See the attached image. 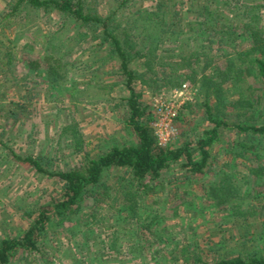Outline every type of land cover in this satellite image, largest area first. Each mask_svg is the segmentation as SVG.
I'll return each instance as SVG.
<instances>
[{
	"label": "rangeland",
	"instance_id": "obj_1",
	"mask_svg": "<svg viewBox=\"0 0 264 264\" xmlns=\"http://www.w3.org/2000/svg\"><path fill=\"white\" fill-rule=\"evenodd\" d=\"M86 1L103 16L120 2ZM248 1L262 4L264 11V0ZM13 2L0 0V240L22 234L39 207L50 206L54 199L61 198V184L57 179L16 162L12 154L42 155L48 161V168L65 170L78 164L84 153L94 156L111 146L136 142L135 134L126 123L123 99L127 91L121 84L123 78L117 74L115 62L107 59L102 63L104 53L91 42L90 36L80 40L74 35L73 23L54 12L44 14L21 6L7 15ZM151 3L152 0H129L122 19H129L137 8ZM234 3L233 0L230 5ZM262 14L260 22L264 26ZM193 17L192 14L183 17L184 30L191 31L188 22ZM139 29L134 27L132 34H138ZM244 41L246 37L236 39L245 46ZM52 45L58 48L57 55L62 57L67 71L66 78L59 80L57 86H52L45 76L44 56L50 53ZM173 47L162 44L157 49L158 57L148 66L135 63L134 68L142 75L135 87L142 94L143 105L153 113L156 98H168L183 83L188 85L189 99L177 111L176 136L169 144L173 147L187 144L197 157L194 142L207 128L203 106L206 98L197 77L183 79L189 69L179 71L183 75H170L175 66L170 65L173 61L167 54ZM217 58L205 69L199 65V70L209 74L213 67L223 68L221 57ZM242 84L243 87L249 84L252 89L259 85L250 75ZM236 87L224 86L229 98L235 96ZM175 99L180 100L179 95ZM207 101L212 103L211 99ZM234 119V113L229 115L228 120ZM65 127L68 129L64 131ZM220 138L212 149L216 159L210 171L189 177L178 164H172L163 171L153 192L135 194L140 208L132 218L125 212L119 213L123 199L111 200L122 194V186L127 184L129 176L120 169L109 171L103 180L111 193L108 201L94 206L91 199H86L83 213L73 217V225L69 224L73 226V234L61 227L55 232L48 228L40 252L19 255L13 264H69L74 256L89 261L97 249L94 242L102 238L113 244L112 250L105 252L102 264H190L197 258L210 261L233 255L243 241L240 237L243 231L232 225L221 206L206 198V186L218 178L220 170L228 168L236 176L237 195L246 208L252 204L258 207L264 200V184L253 177L247 179L245 159L228 155L229 151L238 150L235 143L242 137L226 130ZM154 216L157 218L147 226L148 219ZM247 222L256 239L259 238L257 241L263 242L259 232L264 211L257 210L247 217ZM84 223L91 226L96 238L86 237ZM84 238L89 241L88 247ZM247 244L251 250L250 238ZM131 246L135 249L131 250Z\"/></svg>",
	"mask_w": 264,
	"mask_h": 264
},
{
	"label": "trees",
	"instance_id": "obj_2",
	"mask_svg": "<svg viewBox=\"0 0 264 264\" xmlns=\"http://www.w3.org/2000/svg\"><path fill=\"white\" fill-rule=\"evenodd\" d=\"M128 1L120 0L117 7L104 16L86 0H14L9 5L7 15H12L21 6L44 14L54 12L60 15L73 23L74 35L80 40L90 36L91 42L104 53L102 63L107 59L115 62L117 74L123 78L121 84L127 91L123 99L127 111L126 123L135 134L136 142L111 146L94 156L84 153L78 164L65 170L48 168V161L42 155L12 154L16 162L31 167L36 173L57 179L61 184V198L54 199L50 206L39 207L22 234L0 240V264H13L19 255L39 253L48 228L55 232L61 227L73 234V217L83 213L82 205L86 199H91L94 206H99L111 198L109 188L103 182L104 176L111 170L120 169L129 176L127 184L122 186V194L119 197L113 196L111 200L115 202L118 198L123 199L124 204H119L122 207L119 213L125 212L131 218L136 216L140 207L135 194L153 192L163 171L168 170L172 164H178L189 177L205 175L210 171L216 159L212 152L213 146L220 142L221 134L226 130L242 137L235 143L238 150L228 152L230 158L233 155L237 159H245L248 163V166H244L247 179L253 177L264 184L262 4L255 5L248 0H234L232 5L230 3L233 0H152L150 6L137 8L131 13L132 17L124 20L122 13L128 9ZM211 3H215L214 8ZM186 14L194 16L188 22L191 31L184 30L182 19ZM137 26L140 32L132 34ZM240 37H246L245 46L241 45L242 42H236ZM162 44L174 46L167 54V58L173 61L170 65L175 66L170 70V75H183L179 71L189 69V74H184L183 79L194 80L197 77L200 87L204 89L206 102L203 106L207 128L194 142L197 157H194L193 150L187 144L179 147L157 145L150 127L154 115L143 105L142 94L135 87L142 76L134 68L135 63L138 66L152 64ZM58 52V48L52 45L50 53L44 56L45 76L53 83L52 86L59 85V80L67 76L66 64L57 55ZM217 57H221L224 67L216 66L211 73H206L203 69L219 59ZM199 65L203 69L199 70ZM247 75L252 76L259 85L253 89L249 84L243 87ZM228 84L237 86L235 96L230 98L224 88ZM209 99L212 100L211 104L207 101ZM233 113L234 121L228 120ZM66 129L68 127L64 131ZM234 178L236 176L228 168H223L218 178L206 186L205 194L208 200L222 207L232 225L243 231V235H240L243 241L233 255L212 258L210 261L197 258L190 264H264V241H257L259 238L256 239L251 224L247 222V217L257 210L264 211V200L259 202L258 207H253V204L243 207L237 195L239 184ZM156 218H149L146 225H152ZM83 225L86 226V237H97L91 226L86 223ZM261 226L259 234L264 237V222ZM249 238L252 241L251 250L247 244ZM84 239L88 247L89 241ZM106 241L104 238L96 243L93 241L97 249L93 251L92 260L74 256L69 264H92L94 261L102 264L105 252L113 248L111 241ZM103 249L105 251L102 252Z\"/></svg>",
	"mask_w": 264,
	"mask_h": 264
},
{
	"label": "built area",
	"instance_id": "obj_3",
	"mask_svg": "<svg viewBox=\"0 0 264 264\" xmlns=\"http://www.w3.org/2000/svg\"><path fill=\"white\" fill-rule=\"evenodd\" d=\"M188 85L183 83L180 90L170 92L168 98L158 97L153 102L154 120L150 124L157 145L166 147L176 136L175 118L178 109L188 101ZM179 95L180 100L175 96Z\"/></svg>",
	"mask_w": 264,
	"mask_h": 264
}]
</instances>
